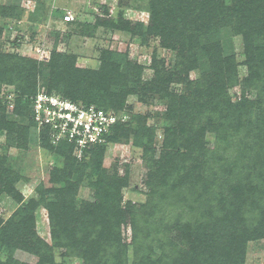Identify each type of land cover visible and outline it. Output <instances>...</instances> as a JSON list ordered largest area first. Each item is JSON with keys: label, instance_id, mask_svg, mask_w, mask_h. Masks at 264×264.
<instances>
[{"label": "rangeland", "instance_id": "374dc122", "mask_svg": "<svg viewBox=\"0 0 264 264\" xmlns=\"http://www.w3.org/2000/svg\"><path fill=\"white\" fill-rule=\"evenodd\" d=\"M221 1L231 7L238 0ZM155 2L156 0H0V55L6 56L0 58V63L18 55L46 64L53 53L58 52L75 55L76 66L79 68L97 69L103 52L111 51L124 56L125 60L121 62H131L132 70L140 72L141 85L154 81L159 70L164 71L169 80L168 87L162 94H149L144 101L136 94L126 97L124 108L116 113L124 116L121 123L128 121L132 115V123L129 126L124 124L118 129V134H114L115 138L104 143L100 164H94L90 155L78 157L73 151L77 162L71 167L66 156L56 148L59 143H54L50 136L42 133L45 128L32 123L30 116L19 114L18 102L23 108L27 106L28 95L22 94L17 88L19 82L10 83L2 79L4 69H0V169L9 172L8 177L11 178L10 184H7L9 190H5L6 185L2 186L4 183H0V264H38L41 260L36 253L26 248L22 235L17 230L3 231L8 226L12 213L28 203V211L34 216L32 225L35 228L31 240L39 243V239L48 248L46 254L49 260L44 264L105 263L102 256L97 257L94 248H80L86 242L81 240L85 236L82 231L87 227L86 223L77 211L65 206L62 201L63 196L71 195L70 192L74 191L77 209L83 208L86 203L95 202L97 192L91 183L97 179L94 171L97 167L103 174L117 175L120 204L126 211L125 221L120 227L122 242L119 245L126 247L124 256L120 257L123 256L125 260L122 264H136V250L159 264V242L168 237L179 245L180 230L175 227L181 216L187 229V225L192 224L191 219L192 222H204L206 216L211 214L209 195H206L205 189L202 192L201 186L205 176L210 174V166L218 167L227 154L236 157L242 153L245 161H250L252 154L246 153L250 139L256 137L257 133L264 139V44H261L264 42V35L261 38L254 35L249 53L244 35L231 27L233 22L223 29L220 28L221 24H217L223 19H230V16L226 18L221 9L200 18L202 22L211 24L210 29H201L207 33L205 36L211 38L215 33L218 34L226 44V54L234 55V62L228 67L232 76L226 84L220 85L225 82L220 79L219 72L203 68L205 63L209 64L207 58L200 59L196 64H187L183 69L178 49L164 42L154 32L155 29L150 28L153 23L151 8ZM67 11L72 12L75 20H64ZM180 12L178 7L176 14L179 15ZM102 19L114 22L120 19L128 21L131 26L142 24L143 29L132 31L111 25H97L98 20ZM190 20H182L179 16L178 23L184 28L187 26L184 23ZM257 23L256 20L250 26L252 33L258 28ZM211 77L212 81H208ZM199 88L209 89V95L216 100L214 110L223 114L216 120L212 117L215 112L210 106L207 107L213 112L211 114L207 107H199V112L193 110V114L199 119L193 122L191 140L197 142L203 132L204 140L208 143L195 147L198 152L205 153L206 146L212 155L204 159L200 156L198 161L190 159L192 156L179 157V171L166 173L155 161L177 146L165 145L166 128L171 122L165 115L170 105L169 97L173 95L179 104L187 97L198 96ZM36 89L49 90L41 74L37 75ZM52 91L63 96L57 89ZM227 113L229 114L226 115ZM136 120L145 122L150 134L140 141L132 131L129 137H119ZM241 121L240 126L236 127ZM220 123H232L235 136L227 133L218 138ZM24 128L28 131L26 136ZM221 129L225 131L223 126ZM145 150H154L150 167L146 163ZM55 169L64 173V181H52L54 176L56 178ZM70 183L74 187L68 189ZM189 183H195L194 186L191 185L193 188L188 187ZM172 184L178 185L176 190L171 188ZM55 186L59 189L57 192L48 191ZM184 198L186 201H183ZM44 201H52L50 208L58 213V227L65 233L60 241L61 244L70 245L67 249L59 248L54 243L51 209ZM192 207L196 208L190 209ZM245 209L250 213L247 216H251L250 206ZM130 211L143 213V217L138 220L140 227L136 234L140 244L136 248L132 238ZM255 234L257 233L254 232L253 235ZM248 237L244 244V264H264V234L256 235L255 238ZM102 250L105 258L108 257L105 259L108 262L120 260H115L112 256L111 245L105 244ZM166 251L169 253L168 248ZM139 257L142 258L140 255Z\"/></svg>", "mask_w": 264, "mask_h": 264}, {"label": "trees", "instance_id": "16d2710c", "mask_svg": "<svg viewBox=\"0 0 264 264\" xmlns=\"http://www.w3.org/2000/svg\"><path fill=\"white\" fill-rule=\"evenodd\" d=\"M226 5L224 1L220 2V0H156L151 8L153 23L150 28L153 27L155 29L154 32L159 34L164 42L178 49L181 61L180 66L184 69L187 64H196L200 59L207 58L209 64L205 63L203 68L208 71L215 70L219 72L220 79L225 82L220 83V85L226 84L232 76L228 72V67L229 64L234 62V55L226 54V44L218 34L215 33L211 38L205 36L207 33L201 29L204 27L210 29L211 24L202 22L200 18L208 13L219 12V9H221L226 18L230 16V19L229 21L223 19L221 23L217 24H221L220 28L223 29L233 22L231 27L233 26L244 35L249 53V46L253 41L254 35L259 38L264 35V0H243V2L238 0L231 7ZM178 7L181 10L179 15L176 14ZM179 16L182 20L194 19V21L190 20V22L184 23L187 26L183 28L178 23ZM256 20L258 28L255 33H252L250 26ZM100 24L132 31L143 29L142 24L131 26L128 21L120 19L116 22L111 19L107 21L105 19L98 20L97 25ZM261 44L263 45L264 42ZM5 57L0 55V58ZM11 57V60L5 59L0 63V69H4V75L1 78L6 79L10 83L17 84L19 82L16 85L17 88L21 90L22 94L28 95L27 106L25 105L23 108L18 102V111L23 116H30L32 123H35L32 110L33 98L38 93L36 89L38 74L45 78L49 89L47 92L49 93L55 92L52 89H57L63 93L65 98L88 105L95 104L100 108L115 112L124 108L126 97L130 94H136L144 101L147 95L162 94L168 87L169 80L166 79L165 72L160 70L157 71V77L154 81L144 82L141 85L140 72L132 70L131 62L125 61L126 63H122L125 60L124 56L111 51L103 52L100 66L97 69L79 68L76 66L77 58L75 55L58 52H54L50 61L46 64L36 60H27L18 55ZM214 76L217 77L216 73H214ZM212 79L213 77L208 81H212ZM207 82L204 84L205 87ZM208 90L199 88L198 96L195 94L194 98L187 97L181 100L179 104L173 98L174 96L170 95V105L165 115L170 118L171 122L169 121V125L166 128L165 145L174 147L177 144V146L175 149L167 151L160 160L155 161L159 168L163 171L166 170V173H171L172 170L179 171V157L192 156L190 159L198 161L200 156L202 157L201 159H204L212 155L206 146L205 153L198 152L195 147L208 143L204 140L203 132L200 133L201 135H199L197 142L191 140L193 135L190 132L194 128L193 122L199 119L193 114L194 109L198 110L199 107L210 106L214 110L213 106L216 100L209 95ZM200 100H203V102ZM207 110L210 111V114L213 113L209 107H207ZM201 111L202 109H200V113ZM214 112L215 114L213 113L212 117L216 120L223 116L222 113L216 110ZM131 120L132 115H130L128 121L121 123L122 121L119 120L114 124L111 127V132L107 135V141L110 138H115L114 134H118V129L124 124H131ZM221 123L217 129L218 138L227 133L235 136L236 131L233 129L232 123H223L222 125ZM241 123L242 121L237 123L236 127L240 126ZM221 126H223L225 131L221 129ZM201 129L203 131V128ZM131 131L136 134L139 141L150 134L145 122L136 120L135 124L127 128L119 137H129V134H132ZM27 133V129L24 128V135L26 136ZM42 133L47 137L49 136L48 130H43ZM193 142L196 143L194 144ZM104 143L87 147L82 156L85 158L90 155L94 164H100L103 158ZM56 148L62 155L66 156L67 162H70L71 167L76 165L77 156H73L75 148L72 143L60 141ZM246 148V153L252 154L250 161L247 160L246 162L245 157L241 155L242 153L236 157L227 154L223 157V161L218 167L210 166L208 171L210 174L205 176V179H203L204 183L201 186L203 187L202 192L205 189L206 195H209L211 214L206 216L204 222H192L191 219L190 222L192 224L187 225V229L181 221V216L175 227L180 230L179 245L174 241L172 242L168 237H165L163 242H159L158 251L161 256L159 264H244L245 238L248 236V238H255L256 235L264 234V139L257 133L256 137L250 139ZM181 149L184 150L181 151ZM153 156L154 150H145V159L148 167L153 163ZM67 168L69 170V167ZM77 170L79 171V168ZM94 171L97 179L91 184L97 192L95 202L86 203L83 208L77 209L74 202V191L70 192L71 195L63 196L62 201L65 206H70L74 211H77L85 221L84 223H86L85 226L87 227H84L82 231L85 236L81 238L82 241L86 242H83L80 248H90L92 250L94 248L97 257H103L104 264H122L125 261L123 256L126 247L125 245L122 247L119 245L122 242L120 227L125 221L126 211L122 209L120 204L121 195L117 175L103 174L98 167ZM8 173L0 169V183H4L2 186L6 185L5 190L10 189L9 185H7L11 181ZM54 174L56 178L54 176L53 182L64 181V173L62 171L55 169ZM191 185L194 186L195 183H191ZM191 185L189 183L188 187L193 188ZM177 186V184H172L171 188L176 190ZM73 187L74 184L70 183L68 189ZM58 190V187L55 186L48 191L55 193ZM184 199L183 201H186V198ZM44 203L51 209L52 201H44ZM28 206H30V203L25 207L17 208L10 216L8 226H5L3 231L17 230V233L22 235V242L26 245V248L41 258L38 264H44V262L49 260L46 254L48 248L46 244V247L44 246L43 242L40 243L38 238L39 243L31 240L35 230L34 225H32L34 216L28 211ZM247 206H250L251 216H247L250 215L248 210L245 209ZM195 208L192 207L190 209ZM130 212L133 230L132 238L136 248L140 244L137 237L138 234H136L140 227L138 220L143 217V213ZM50 213L54 243L59 248L67 249L70 245L61 244L62 241H60V237L63 239V234L65 233H62L61 228L58 227V218L56 216L58 213H55L53 209L50 210ZM251 231L253 234L254 232L257 234L253 235ZM181 240L186 245L182 244ZM105 244L111 245L112 256L115 257V260H120L112 263L105 260L108 258H105L102 250ZM166 248L169 249V253ZM121 255H123L122 258H120ZM136 255L138 256L136 264H145V261L147 264H155L156 262L154 259L144 257L138 250H136ZM103 259L101 260L103 261Z\"/></svg>", "mask_w": 264, "mask_h": 264}, {"label": "built area", "instance_id": "2783aa9c", "mask_svg": "<svg viewBox=\"0 0 264 264\" xmlns=\"http://www.w3.org/2000/svg\"><path fill=\"white\" fill-rule=\"evenodd\" d=\"M64 20L73 21L75 17L67 11ZM33 118L40 128L48 130L54 143H72L78 157H82L87 147L106 142L111 127L124 120V116L113 110L76 102L44 90H39L33 98Z\"/></svg>", "mask_w": 264, "mask_h": 264}]
</instances>
